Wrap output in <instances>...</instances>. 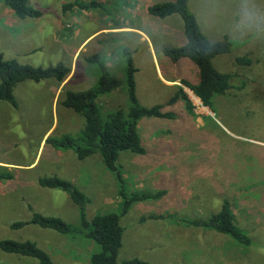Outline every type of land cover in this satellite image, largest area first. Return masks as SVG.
<instances>
[{"label": "rangeland", "instance_id": "rangeland-1", "mask_svg": "<svg viewBox=\"0 0 264 264\" xmlns=\"http://www.w3.org/2000/svg\"><path fill=\"white\" fill-rule=\"evenodd\" d=\"M74 1L30 0L44 12L37 20L19 19L0 1V52L7 59L42 67L64 61L72 69L63 83L18 85V108L0 103V171L14 175L12 181L0 182V241H33L55 264H92L99 246L83 235H61L35 225L15 230L11 225L29 222L38 213L80 226L79 209L67 193L39 186V178L54 175L87 196L90 223L96 215L121 212L120 186L100 155L80 161L73 151H56L45 142L49 136L79 135L83 129L82 116L60 101L67 90L82 92L97 83L99 71L86 58L101 54L110 74L124 80L123 51L129 49L140 104L163 105L177 119L144 118L138 129L146 153L119 157L129 194L166 195L136 203L122 217L118 262L140 258L151 264H264V34L234 30L238 0H190V11L207 37L232 43L231 52L213 63L219 72L234 75L235 87L216 96L209 108L182 83L198 84V67L188 59L174 64L163 55L164 48L186 42L181 17L148 14L150 5L170 0H81L102 3L104 9L66 11L64 5ZM239 56L251 58L252 64L238 65ZM179 87L188 94L193 113L184 101L166 106ZM98 104L104 117L129 108L124 89L102 96ZM225 199L232 204L236 225L252 239L250 246L181 222L208 219ZM153 214L174 215L176 221L140 222ZM0 264L38 261L0 249Z\"/></svg>", "mask_w": 264, "mask_h": 264}, {"label": "trees", "instance_id": "trees-1", "mask_svg": "<svg viewBox=\"0 0 264 264\" xmlns=\"http://www.w3.org/2000/svg\"><path fill=\"white\" fill-rule=\"evenodd\" d=\"M0 1L7 5L12 13L21 20H37L44 16V12L32 6L30 0ZM189 3L190 0H170L155 3L148 7V14L160 19H166L173 15L181 17L186 42L180 47L164 48L163 55L174 64L188 59L198 67V84L193 85L186 80H183L182 83L201 100L204 106L212 108L216 96L225 95L235 87L232 83L234 75L219 72L213 63L218 56L231 52L232 43L228 39L210 40L202 31L196 16L190 11ZM75 7L83 11L104 9V5L96 1L84 4L81 0H75L73 3L64 5L66 11H71ZM123 56L125 57L124 80L110 74L101 54L86 58V61L96 66L99 71L97 83L82 92L67 90L60 101L63 108L82 116L84 120L83 129L79 135L67 133L60 137L49 136L45 142L46 146H50L56 151H73L80 161L100 155L105 167L114 174L120 186L118 194L122 199L121 212L119 214L96 215L90 223L86 216V206L89 203L87 196L72 182L54 175L39 178V186L67 193L72 203L79 209L80 226L74 227L59 217H47L38 213H33L29 222H16L11 225V228L15 230L22 229L27 225H35L42 229L53 230L61 235H83L99 246V251L92 255V264H151L140 258L118 262L125 231L121 219L134 204L151 200L157 201L166 195L165 191L129 194L121 166L118 164L122 153L129 152L137 155L146 153L138 129L141 120L144 118L177 119L176 113L166 111L163 105L145 107L140 104L137 97V68L132 58V52L125 49ZM252 62V59L247 56L236 58V63L241 66H250ZM71 71L72 69L64 61L48 67L33 66L17 59H7L5 54L0 52V103L6 102L14 108H18L19 103L15 96V89L18 85L26 82L39 84L56 81L63 83ZM119 89H124L128 96V110L119 109L104 117L98 104L99 99ZM179 101H184L187 110L193 113V104L182 87L178 88L166 106H174ZM13 179L14 175L11 172L0 171V182L12 181ZM174 217V215L153 214L142 217L140 222H146L147 219L176 221L173 219ZM181 222L195 228L226 235L242 245L250 246L253 243L247 232L236 225L232 204L228 199L223 201L220 211L212 214L208 219L181 220ZM0 249L7 254L36 259L38 264H55L48 252L33 241L2 240L0 241Z\"/></svg>", "mask_w": 264, "mask_h": 264}, {"label": "clouds", "instance_id": "clouds-1", "mask_svg": "<svg viewBox=\"0 0 264 264\" xmlns=\"http://www.w3.org/2000/svg\"><path fill=\"white\" fill-rule=\"evenodd\" d=\"M234 30L240 35L264 34V2L238 0ZM152 33H149L151 35Z\"/></svg>", "mask_w": 264, "mask_h": 264}, {"label": "bare ground", "instance_id": "bare-ground-1", "mask_svg": "<svg viewBox=\"0 0 264 264\" xmlns=\"http://www.w3.org/2000/svg\"><path fill=\"white\" fill-rule=\"evenodd\" d=\"M195 99L200 102L199 98L195 97Z\"/></svg>", "mask_w": 264, "mask_h": 264}]
</instances>
